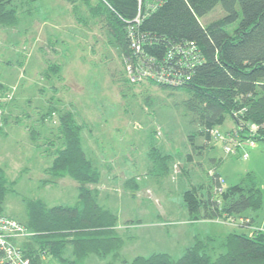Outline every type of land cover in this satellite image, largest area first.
<instances>
[{"label":"rangeland","instance_id":"1","mask_svg":"<svg viewBox=\"0 0 264 264\" xmlns=\"http://www.w3.org/2000/svg\"><path fill=\"white\" fill-rule=\"evenodd\" d=\"M75 2L76 10L68 0H13L0 22V88L13 94L0 131L4 213L25 222L29 200L47 206L77 202L78 184L70 176L45 182L54 178L48 170L62 144L60 113L70 111L80 125L86 157L99 173L91 185L95 198L116 214L121 239L104 257H76L78 264H119L154 252L178 258L206 238L214 258L223 252L225 235L264 232V141L227 155L221 142L200 134L182 104L189 96L185 90L162 89L147 80L125 83L121 55L103 22ZM221 15L217 6L200 19L205 23ZM233 125L228 115L216 128L226 133ZM247 171L261 191L259 208L224 219L189 218L182 198L188 179L208 185L218 174L226 187ZM70 252L67 246L63 255L71 257ZM59 263L50 254L42 261Z\"/></svg>","mask_w":264,"mask_h":264},{"label":"trees","instance_id":"2","mask_svg":"<svg viewBox=\"0 0 264 264\" xmlns=\"http://www.w3.org/2000/svg\"><path fill=\"white\" fill-rule=\"evenodd\" d=\"M68 1L76 10V0ZM91 1L80 0V3L86 4L92 16L103 22L109 43L121 59L130 53L131 28L144 34L143 53L160 62L177 59L178 46L191 42L195 45L199 61L192 66L179 65L184 72L182 84L149 83L162 89L185 90L189 96L182 104L197 122L201 135L210 138V129L222 125L229 115L235 127L227 132H235L238 140L251 137L254 141H264V0ZM12 2L0 0V22L11 10ZM217 6L222 15L203 23L200 18ZM138 13L140 18L136 23ZM169 51L171 58L166 59ZM56 68L58 64L53 67ZM123 80L128 84L125 77ZM6 119L4 113L3 123ZM251 123L257 126L252 135L248 128ZM59 131L62 144L48 170L54 178L45 182L70 176L78 184V200L73 205L51 206L40 199L28 201L27 220L20 221L33 231L21 242L30 264H42L47 254L59 259L61 264H78L76 257L90 253L104 257L116 250L121 241L115 233L116 214L95 198L91 185L98 181L99 173L86 157L80 125L70 111L60 113ZM220 160L217 159V164ZM5 182L0 167V212H4ZM218 186V174L208 185L194 184L188 179L182 198L191 220L244 216L248 209L261 205V191L252 171L220 193L211 190ZM206 239L187 246L178 258L154 252L148 256L136 255L130 261L123 259L119 264H264L263 231L225 235L223 252L214 258L206 250ZM67 246L71 248V257L63 255ZM101 264L115 263L108 260Z\"/></svg>","mask_w":264,"mask_h":264},{"label":"built area","instance_id":"3","mask_svg":"<svg viewBox=\"0 0 264 264\" xmlns=\"http://www.w3.org/2000/svg\"><path fill=\"white\" fill-rule=\"evenodd\" d=\"M139 18L138 13L135 17L136 23L139 22ZM143 36V33L131 28L130 53L124 54L122 57V68L127 82L136 84L147 80L169 85L182 84L185 81L184 72H182L179 65L181 64L182 66L185 63L187 66H192L194 62L199 61L195 45L191 42L187 45L178 46L175 51L178 55L177 59L160 62L154 57L143 53ZM171 55V51H169L166 59H170ZM12 95L10 90L0 88V127L3 125V114L6 110V104L10 101ZM248 128L252 135L257 126L251 123ZM210 135L222 143V148L227 155L236 154L238 149H241L244 144L254 146L255 142L251 137L238 140L239 138L235 135V132L224 133L216 127L210 129ZM241 156L246 158L248 154L243 151ZM219 179V186L216 187L218 193L222 192L225 187L222 184V179ZM32 234L33 231L28 229L20 220L0 212V264H30V258L24 253L21 242Z\"/></svg>","mask_w":264,"mask_h":264},{"label":"crops","instance_id":"4","mask_svg":"<svg viewBox=\"0 0 264 264\" xmlns=\"http://www.w3.org/2000/svg\"><path fill=\"white\" fill-rule=\"evenodd\" d=\"M233 127H234V125L232 126V128H233ZM232 128H230V129H232ZM228 129H229V128H228ZM230 129H229V130H230ZM59 264H61V263H59Z\"/></svg>","mask_w":264,"mask_h":264}]
</instances>
